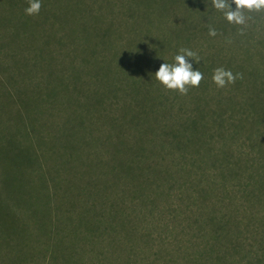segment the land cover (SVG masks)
<instances>
[{"label": "rangeland", "instance_id": "1", "mask_svg": "<svg viewBox=\"0 0 264 264\" xmlns=\"http://www.w3.org/2000/svg\"><path fill=\"white\" fill-rule=\"evenodd\" d=\"M66 3L41 0L35 16L25 15L23 7L18 12L16 7L0 4V105L5 109L0 119L12 110L29 112V124L38 123L46 135L53 131L54 120L56 128L62 125L65 115H57L55 110L68 104H53L50 80L41 83L36 75L19 79V60L31 62L37 53L47 50L41 61L46 69L51 64L48 56L53 43L73 38L79 27L76 24L83 20L73 17ZM19 15L27 20H19ZM67 15L70 18L61 22ZM96 101L93 111L83 101V108H76L87 113L78 125L79 119L71 118L75 123L70 126L78 131L83 152L78 157L62 154L59 159L65 165L58 170L55 165L60 162L56 164L57 155L51 151L53 142L47 139L46 148L39 146L37 140L47 136L30 133L38 163L33 162L30 172L37 173L26 187L19 183L17 215L19 223L26 227L33 220L35 228V219L27 213L35 216L40 211L43 216L47 211L49 228L42 230L30 247H0V264H264V196L259 195L257 202L251 201L252 197L229 198L228 186L233 182L218 174V165L225 159L222 152L216 153L218 145L213 159L220 162L209 157L202 162L201 157L175 156L156 148L146 163H138L132 152L133 140L123 134L128 124L121 119L109 123L111 114L122 113L123 108L116 106L117 101L113 107H105L109 106L105 99ZM261 126L264 128V121ZM83 128L88 138H83ZM245 137L243 133L230 139L229 157L246 160L244 154L240 156L243 149L239 153V148H245ZM260 141L264 147L263 137ZM57 143L61 144L60 140L54 141ZM250 158L258 159L253 149ZM73 159L77 160L69 163ZM256 177L264 188V171ZM134 185L139 187L135 196ZM65 215L67 221L62 222Z\"/></svg>", "mask_w": 264, "mask_h": 264}, {"label": "trees", "instance_id": "2", "mask_svg": "<svg viewBox=\"0 0 264 264\" xmlns=\"http://www.w3.org/2000/svg\"><path fill=\"white\" fill-rule=\"evenodd\" d=\"M26 1L0 0V4L16 7L21 12L20 7H28L29 1ZM65 1L72 16L83 22L76 24L79 27L73 38L53 41V47L49 48L53 52L48 56L52 65L44 69L46 65L41 63L47 50L37 53L31 62L19 60V79L36 75L41 83L50 80L53 91L49 96L53 104H68L55 110V114L65 115L60 120L62 125L56 128L58 122L54 120L53 131L46 135L36 121L32 120L35 125L29 124L26 118L29 112L20 113L19 109L8 111V116L0 119V247H19V183L24 187L32 183V175L37 172L30 171L34 163L38 164L37 153L29 142L30 133L36 131L47 136L37 140L39 146L46 148L47 139L53 142L51 151L57 155L56 164L60 162L55 165L56 169L62 168L65 165L59 159L62 154L78 157L82 151L78 145L82 144L78 143L80 138L76 137L78 131L70 128L75 123L71 118L79 119L76 125L87 118L85 110H76L83 108L82 101L92 111L96 109V100L105 99L109 105L105 107H113V102H118L116 106L123 108V112H113L109 123L121 119L128 124L123 134L133 140L132 152L138 163H146L157 149L175 156L184 153L201 157L202 162L208 157L212 162H220L213 159V150L218 145L216 153L222 152L225 158L218 165V174L233 182L228 186L229 198L252 197L251 201H259V195L264 196L263 185L256 177L264 171V161H261L264 147L260 141L264 139L261 126L264 121V15L254 14V20L240 35L238 26L227 23L211 0H184L176 4L175 0ZM75 4L82 7L76 8ZM58 16L56 13L55 19ZM68 18L67 15L60 20ZM19 20L27 18L19 15ZM209 26L216 29L215 37L208 35ZM197 36L201 40H193ZM181 48L197 53L199 62H193V70L203 73L199 87L190 88L187 95L165 91L154 77L160 64L174 63ZM218 67L240 73L243 78L225 88H217L212 75ZM70 107L74 108L70 110ZM4 110L0 105V116L5 114ZM110 128L113 133L114 127ZM145 133L143 138L141 135ZM243 133L246 149L241 145L239 153L243 149L240 156L245 155L244 162L229 157L232 146L228 147L233 136ZM82 136L88 138L84 128ZM56 140L61 144H54ZM251 149L258 159L250 158ZM139 186L145 190L143 185ZM137 188L134 185V196L139 194ZM40 196L36 191L41 203ZM229 206L235 209L234 205ZM27 214L35 219L39 233L49 228L47 211V216H41L39 211L36 218ZM67 218L65 215L60 220L65 222Z\"/></svg>", "mask_w": 264, "mask_h": 264}, {"label": "clouds", "instance_id": "3", "mask_svg": "<svg viewBox=\"0 0 264 264\" xmlns=\"http://www.w3.org/2000/svg\"><path fill=\"white\" fill-rule=\"evenodd\" d=\"M211 3L216 11L223 14L227 23L238 26L240 35L244 34L245 29L254 20V14L264 15V0H211ZM41 7V0H29L28 7L24 10L25 15H38ZM208 35L215 37L216 29L209 26ZM193 62H199L197 53L181 48L179 54L174 57V63L160 64L154 74L155 80L165 91L187 95L190 88L199 87L203 80V73L198 69L193 70ZM242 78V74H234L223 67L216 68L212 75V81L217 88H225Z\"/></svg>", "mask_w": 264, "mask_h": 264}, {"label": "crops", "instance_id": "4", "mask_svg": "<svg viewBox=\"0 0 264 264\" xmlns=\"http://www.w3.org/2000/svg\"><path fill=\"white\" fill-rule=\"evenodd\" d=\"M31 221L27 222L26 227L19 223V248L30 247L39 236L38 227L34 228L33 220Z\"/></svg>", "mask_w": 264, "mask_h": 264}]
</instances>
